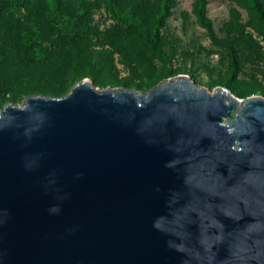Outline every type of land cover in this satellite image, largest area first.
I'll return each mask as SVG.
<instances>
[{
	"label": "water",
	"instance_id": "95a60500",
	"mask_svg": "<svg viewBox=\"0 0 264 264\" xmlns=\"http://www.w3.org/2000/svg\"><path fill=\"white\" fill-rule=\"evenodd\" d=\"M0 264H264V98L178 75L6 103Z\"/></svg>",
	"mask_w": 264,
	"mask_h": 264
},
{
	"label": "rangeland",
	"instance_id": "374dc122",
	"mask_svg": "<svg viewBox=\"0 0 264 264\" xmlns=\"http://www.w3.org/2000/svg\"><path fill=\"white\" fill-rule=\"evenodd\" d=\"M29 1L36 5L0 0V46L8 52L36 49L37 61H69L72 68L42 78L46 95L68 93L78 78L97 89L147 92L184 75L208 92L221 86L238 99L264 98V30L250 0H206L210 31L192 14L195 0H60L58 13L73 25L59 31L48 20L29 18L23 4ZM71 40L75 53L68 49ZM26 76L0 77V110L35 92L37 77Z\"/></svg>",
	"mask_w": 264,
	"mask_h": 264
},
{
	"label": "trees",
	"instance_id": "16d2710c",
	"mask_svg": "<svg viewBox=\"0 0 264 264\" xmlns=\"http://www.w3.org/2000/svg\"><path fill=\"white\" fill-rule=\"evenodd\" d=\"M59 1L60 0H36V5H34L32 1L24 2L23 4H26V13L29 18H34L38 23L39 20L42 19H44V21L48 20L50 23L49 27L53 30L59 31V29L70 28L73 25V20L71 21L72 18L70 16L67 15L66 17L69 18H63L61 14L58 13L60 10ZM250 2L251 11L264 30V0H250ZM206 4V0H195L192 7V14L199 26L210 31L211 26L205 15ZM161 9L162 8H160V12L162 11ZM161 23L162 22H157L158 25ZM52 31L49 33H52ZM69 45L70 47L68 49L70 52L75 53L77 50L74 41L71 40V44ZM36 52L37 50L32 49L31 47L26 49L24 53H21L19 50L8 52L3 50V47L0 46V77L6 78L4 77L5 72H14L16 75L25 79L28 78L26 76L28 72L31 74V78H34L35 76L37 77L38 86L35 90L36 93L30 92L27 96L36 94L50 97L64 96L65 94L58 95L56 91H52L51 95H46L48 91L41 83V80L48 75H53L58 71H63L72 68L73 66L70 65L69 61L66 59L63 60L60 57H57L52 61H37ZM74 67L76 70H79L78 64L74 65ZM78 80L79 78L74 80L72 86L77 83Z\"/></svg>",
	"mask_w": 264,
	"mask_h": 264
}]
</instances>
